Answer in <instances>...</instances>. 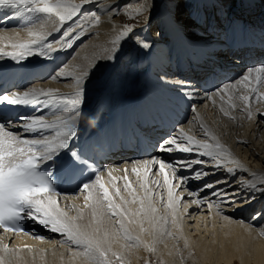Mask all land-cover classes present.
<instances>
[{"label":"bare ground","instance_id":"6f19581e","mask_svg":"<svg viewBox=\"0 0 264 264\" xmlns=\"http://www.w3.org/2000/svg\"><path fill=\"white\" fill-rule=\"evenodd\" d=\"M192 1L188 0L187 6ZM69 2L81 3V0ZM184 2L185 0H96L95 3L82 7L79 20L84 31L81 32L77 27L70 38L71 48L67 47L68 40L60 42L63 28L61 31L53 30L58 25L55 17L41 27L39 22L43 17L40 14L19 6L24 9V26L16 25L15 31L0 32V52L19 51L11 45L27 43L33 39L29 35V29L44 34V42L51 43L56 51L47 53L42 49L40 54L33 56L36 59L45 58L49 69H54L60 64L58 56L64 55L66 63L62 66L65 65V76L55 79L51 86L55 85L60 94L71 97L79 91L76 79L80 77L83 84L82 113L98 105H109L127 95L116 86L112 92L101 91L106 86L104 84L112 79H128L133 82L140 76L131 84V88L137 89V93L143 89H153L154 94L161 97L155 81L152 85L144 84V81L150 77H159L161 71L167 68L165 66L171 62L176 45L181 42V32L193 38L191 35L200 33L199 26L205 25L202 16L188 15V10L183 8ZM200 2L203 3V8L213 7L207 30L215 34L214 27L217 26L214 21L224 11V6H220L218 2L226 3V7L230 8L234 5L233 1L198 0L196 3ZM261 2L264 3V0ZM181 3L183 7H180ZM127 5L130 6L126 7L127 10L131 8L127 11L131 15L134 12L140 13L135 24L129 21V17H122L125 15L118 13H126V8L123 7ZM254 10L256 6L244 4L243 7H238L237 12L242 14ZM227 11L234 10L230 8ZM185 13L190 21L182 19L186 18ZM126 27L132 28L135 36L132 39L121 37L117 41ZM195 36L194 40L207 41L199 34ZM136 40L149 43L150 49H142L135 43ZM114 41L117 42L113 43ZM109 56L116 58L109 60ZM118 63V68H112ZM256 68L245 74L249 75L252 82L257 75L254 71ZM49 69L46 68L47 71ZM84 70L88 71L86 78L81 77ZM262 87L263 91L264 86ZM131 91L134 93V90ZM214 93L209 95L211 99H207L195 110L183 129L186 135L195 139L207 140L211 144L219 143L224 150L223 155L209 158L200 157L195 152L176 151L172 154L159 150L154 156L129 163L128 166L122 164L116 170L108 169L105 175L99 177L100 181L109 190L113 203L120 205L119 211L124 215H113L107 208V201L96 204L102 190L95 182L88 189H80L74 194H64L58 198L51 196L57 200L59 209L65 214L63 220L72 224L74 231L101 242L100 249L105 253L104 256H100L95 250L88 251L83 244L75 243L67 233L50 231L37 218L29 219L32 234L0 231V264H141L150 262L151 258H156L159 264H184L185 261L191 264H264V222L260 223L264 212V143L260 146L264 142V100L250 98L248 110L252 115L249 117L248 110H245L244 104L239 100L233 101L235 107L231 109L226 103L228 95L238 97L247 94L246 87L238 86L237 89L229 90L228 94ZM222 106L229 110V116H224L220 111ZM255 114H259L257 126L254 125ZM59 117L67 118L62 112ZM241 120L246 122L240 124ZM204 128L208 129L207 135ZM241 142L249 145V148L244 144L240 145ZM216 151L219 153L220 150ZM258 152L263 155L258 156L257 160L253 155ZM196 158L203 163L193 165L189 170L179 168V161ZM251 158L253 159L250 161ZM154 159L171 163L176 168L175 175L172 168L165 169L172 182L173 197L181 198L172 207H168V186L163 184L165 173H159V164L144 163ZM229 169L232 170L231 173ZM195 170L201 171V179L191 178ZM125 176L128 177L127 181ZM181 176L188 177L183 186ZM125 184L130 185L127 190ZM205 185L214 187L205 188ZM249 192L252 194H248ZM225 195L227 199H224ZM141 204L144 205L143 211ZM257 206L263 209L246 220ZM152 208H155V212L151 211Z\"/></svg>","mask_w":264,"mask_h":264},{"label":"snow or ice","instance_id":"6c2138e0","mask_svg":"<svg viewBox=\"0 0 264 264\" xmlns=\"http://www.w3.org/2000/svg\"><path fill=\"white\" fill-rule=\"evenodd\" d=\"M96 0H81V3H70L69 0H0V6L11 5L22 6L29 11L40 14L43 19L40 20L41 27L51 21L52 17L58 20V25L54 27V31H61L63 28L60 42L68 40L67 47L71 48L70 42L71 35L80 28L83 32V26L79 20L81 9L84 5L93 4ZM54 24L55 22L52 21ZM71 22V23H67ZM171 24V21L169 22ZM75 25V27H74ZM66 26V27H65ZM131 33V35H130ZM51 34V33H49ZM29 35L34 38L27 43H19L11 45L14 49L19 51L0 52V58L8 57L11 60L19 63L24 61L27 57L34 54H40L41 50H46L47 53L56 51L53 49L51 43H45L46 36L40 32H32L29 29ZM135 36L134 31L130 27H126L124 31L117 37V41L121 37L133 38ZM78 38V37H77ZM114 41L113 43H116ZM135 43L142 49H150L151 45L142 40H136ZM39 46V47H38ZM63 49V43H61V50ZM35 50V53L34 51ZM115 52L116 49L114 48ZM46 54V53H45ZM115 56H109V60L115 59ZM257 73L255 81H250L249 75H244L242 79H237L235 83H226L221 87L214 95L220 93L228 94L229 90L237 89L238 86H244L248 89L247 94L233 96L228 95V108H234V100H239L245 106V110H248L250 98L255 100H264V91L260 88L264 86V66L254 69ZM58 75L65 76L64 69L61 68ZM70 75V74H68ZM88 71L84 70L81 73V77L86 78ZM77 87L79 91L74 96H66L60 93H54L51 90H36L29 89L27 91H12L10 94H5L0 97V103L7 102L9 104L26 105L29 103L38 102L42 105V108H47L49 104H55L54 111L64 113L67 118L61 119L59 116L52 122H46L43 115H33L22 119L17 131L8 129V124H0V227H4L6 230L21 231L16 226L15 221L19 220L25 215L29 219L36 220L45 226L49 227V230L55 233H67L69 238L74 240L77 244L85 245L88 251L95 250L99 252L100 256H104L105 253L101 251L99 240H94L87 234H82L74 231V226L63 220L64 213L59 209L58 202L50 195L48 197H42L43 193H51L52 188L49 180V176L52 173V169L47 172L40 171L42 165H45L48 161L53 160L61 152L67 151L71 159L68 162V169L66 177L70 181H75L78 178L80 170L87 164L84 153L77 151L70 147V142L76 137L75 120L82 113L81 105L83 103V84L82 79L78 77L76 79ZM187 86L181 88V91L185 96H191L192 93L186 90ZM211 99V97H207ZM39 111V109H38ZM220 111L224 116H229V110L223 106ZM252 113L248 110V116L251 117ZM179 125V123H177ZM205 135L208 134V129L204 128ZM15 132H20L23 135L28 133L47 132L50 134L43 135L40 138L26 139L23 135H16ZM180 141V142H178ZM186 142V143H184ZM175 146V147H173ZM219 149V153H217ZM160 150L168 153L178 151L179 153H198L200 157L215 158L217 155H223L224 150L219 143L211 144L207 140L195 139L191 135H186L183 128H179L176 135H170L167 139H164L160 144ZM146 165L159 164V173H165L166 168H172L173 174L176 173V168L171 163H166L160 160L145 161ZM203 161L199 158L192 159L190 161H179V168L189 170L193 165L202 164ZM218 166V165H214ZM135 172L136 169H133ZM230 173L231 169L228 170ZM192 179H201V171H193ZM145 175H147V170ZM124 179L127 181L128 177ZM188 177L181 176V186L186 184ZM95 184L102 190L101 197H98L96 204H102L103 201H107V208L113 215H124L122 211H119L120 205H115L110 198L109 190L100 181L99 174ZM163 184L167 187V195L169 198L168 207H172L174 203L178 202L181 198L173 197V186L169 180L168 175L165 173ZM143 186V185H142ZM130 187L129 184H125V189ZM214 185H205V188H211ZM255 188V186H252ZM89 188V184H83L81 190ZM264 191V190H262ZM119 190L117 189V194ZM150 195V194H149ZM194 195V193H190ZM87 199V197H86ZM224 199H227L225 195ZM27 210V211H26ZM144 210V205L141 204V211ZM155 212V208L151 209ZM139 215V213H137ZM117 223H121L117 221ZM121 227L123 224L121 223Z\"/></svg>","mask_w":264,"mask_h":264},{"label":"rangeland","instance_id":"374dc122","mask_svg":"<svg viewBox=\"0 0 264 264\" xmlns=\"http://www.w3.org/2000/svg\"><path fill=\"white\" fill-rule=\"evenodd\" d=\"M223 4V3H222ZM126 7H130L129 5H127V6H124L123 8H126ZM180 7H183V4L181 3L180 4ZM131 9V8H130ZM130 9H128L127 10V8H126V13H123V12H118L119 14H124L125 16H122V17H125V18H127V17H129V21L131 22V23H134L139 17V15H140V13H136V12H134V14H132L131 15V13H128L127 11H129ZM134 10V9H133ZM133 10H131V11H133ZM184 11V10H183ZM186 14V13H185ZM118 15V14H117ZM117 15H115V16H117ZM138 17V18H137ZM182 19L186 22L187 20H189L190 21V18L188 17V15L186 14V18H183L182 17ZM138 22V21H137ZM136 23V22H135ZM134 23V24H135ZM121 25H124L123 23H121ZM248 72H249V70H247L246 71V73L245 72H243V73H245V74H248ZM245 74H243L241 77H239L238 79H241ZM110 78L111 77H109V80H110ZM140 78V76L137 78V79H135L133 82H130L128 79H125V80H115V79H112V80H110L108 83H105L104 85H106L105 86V88H102L101 89V91H106V92H112L113 90H114V88H115V86L116 87H118V89L119 90H121L124 94H129V93H132V91L131 90H134V92L137 90V89H133V88H131V84L132 83H134V82H136L138 79ZM237 80V79H236ZM236 80H233V81H236ZM232 81V82H233ZM125 83V84H124ZM144 84H147V85H152V83H150L148 80H146V81H144ZM110 86H112L111 88H110ZM262 89H263V87H261L260 88V90L262 91ZM218 91V90H217ZM264 91V90H263ZM244 114H242V116H243ZM258 117H259V114H255V117H254V125H256L257 126V124H258V122H256V120L258 119ZM246 122V120L244 121H242L241 120V122H240V124H242V123H245ZM262 128H260V130H261ZM239 130H241V128H239ZM249 130H250V128H249ZM248 130V131H249ZM250 134V133H249ZM253 137H254V135H253ZM258 143H259V141H257ZM264 142H261V144H260V146H262V144H263ZM240 145H243L244 143H239ZM245 145V144H244ZM245 146H248V148H249V145H245ZM176 151H174L173 153H175ZM172 153V154H173ZM263 155V153H260V152H258L256 155L254 154L253 155V157H254V159H257L258 160V156H262ZM253 158H251L250 159V161L252 160ZM252 164V163H251ZM261 164H263V163H261ZM254 167H255V164H254ZM248 194H252V193H248ZM261 207H259V206H257V208H255L253 211H252V213L251 214H249V216L247 217V219L246 220H249V219H251L252 218V216L254 215V214H258L261 210ZM263 211H264V209H263ZM262 211V212H263ZM261 212V213H262ZM260 213V214H261ZM260 219H261V222L260 223H262V222H264V212H263V214H262V216L260 217ZM151 257V256H150ZM155 260V261H154ZM159 264V262L157 261V259L156 258H151V261L149 262V261H147V262H141V264ZM236 264H238L237 262H235ZM184 264H191V263H189V262H184ZM249 264H253V263H249Z\"/></svg>","mask_w":264,"mask_h":264}]
</instances>
